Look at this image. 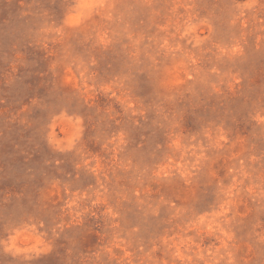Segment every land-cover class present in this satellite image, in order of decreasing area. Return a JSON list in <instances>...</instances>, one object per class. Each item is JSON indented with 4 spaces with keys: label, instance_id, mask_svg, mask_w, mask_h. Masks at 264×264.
Here are the masks:
<instances>
[{
    "label": "rangeland",
    "instance_id": "374dc122",
    "mask_svg": "<svg viewBox=\"0 0 264 264\" xmlns=\"http://www.w3.org/2000/svg\"><path fill=\"white\" fill-rule=\"evenodd\" d=\"M0 264H264V0H0Z\"/></svg>",
    "mask_w": 264,
    "mask_h": 264
}]
</instances>
